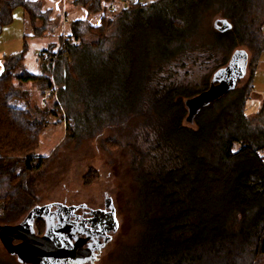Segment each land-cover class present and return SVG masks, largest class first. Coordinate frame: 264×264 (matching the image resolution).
Wrapping results in <instances>:
<instances>
[{"label":"trees","instance_id":"trees-1","mask_svg":"<svg viewBox=\"0 0 264 264\" xmlns=\"http://www.w3.org/2000/svg\"><path fill=\"white\" fill-rule=\"evenodd\" d=\"M103 3L99 27L73 22L70 37L42 52L46 75L15 66L0 77V224L15 225L30 211L26 183L45 167L46 158L38 155L41 138L50 115L61 112L57 101L52 110L33 107L32 94L15 82H42L41 98L56 87L61 102L80 82L95 90L98 103H112L106 120L116 113L136 114L157 137L153 145L146 140V150H133L139 236L120 254V263L264 264V105L254 116L245 111L264 56V0H130L129 5L77 0L75 6L92 14ZM0 4V35L20 4L30 13L36 37L50 30L39 4ZM212 16L220 18L204 41L203 28ZM222 21L231 28L220 32ZM241 47L252 53L250 62L242 50L249 57L247 84L238 88V83L203 107L195 127L186 126L187 102L207 93L214 78L185 84L175 70L204 61L221 68ZM142 101L143 109L137 106ZM107 122L104 130L118 131L115 122ZM148 160L152 171L143 173ZM38 224L44 232L45 225ZM0 264L8 263L0 258Z\"/></svg>","mask_w":264,"mask_h":264},{"label":"rangeland","instance_id":"rangeland-1","mask_svg":"<svg viewBox=\"0 0 264 264\" xmlns=\"http://www.w3.org/2000/svg\"><path fill=\"white\" fill-rule=\"evenodd\" d=\"M150 1L153 0H147V2ZM219 18L212 16L205 23L204 41L210 40L208 32L215 30L214 26ZM41 49H43L42 46H32L27 63L29 72L35 73V68H32L36 65L37 58L34 52L38 55ZM240 49L249 53L251 62L252 53L246 47ZM234 54L231 53L228 56V63L221 68L216 67L218 63L215 62L204 61L198 64L189 62L186 67L175 70L174 76L185 84L189 82L202 84L206 78L212 81L220 70L229 66ZM223 60L221 58L219 62ZM246 73V76L238 82V88L247 84L250 76L249 68ZM41 75H46L42 67ZM261 78L263 79L264 76ZM261 78L256 82L257 94L264 93V86H261L264 84V79ZM15 85L19 90L32 94L33 107L38 105L43 110L53 109L56 100H49L44 106L40 103L42 82L27 84L15 82ZM65 92L62 102L58 95L57 102L61 112L50 115L47 128L41 138L38 155L46 158V163L40 172L28 178L26 184L31 196L27 199L25 209L31 211L36 206L55 203L69 206L86 204L90 208L104 209L106 202L110 200L111 207L115 211L118 229L109 233L108 242L97 264H122L119 262L120 254L135 244L139 236L138 210L135 200L137 171L133 166V150L137 152L146 150V140L153 145L157 137L153 133L149 134L150 126L145 125L142 117L136 114L128 118L127 115L123 117L122 113H116L106 120L104 112L109 109L112 113V103L109 106L98 103L97 93L88 84L82 85L78 82ZM111 98L109 96V102ZM258 102L253 99L247 101L245 111L248 116H254L259 112L260 102ZM137 106L143 109L146 103L142 101ZM107 121L115 122L118 131L104 130ZM151 123L154 125L155 121L147 124ZM68 124L71 127L70 132H67ZM185 124L195 127L194 123L188 120ZM156 154L161 156L159 152ZM151 164L152 162L148 160L141 171L143 173L148 172L145 170L152 171ZM27 214L14 224H19ZM2 226L4 225L0 224V227ZM38 230L43 233L40 224H38ZM0 258L8 264H19L17 258L7 252L1 239Z\"/></svg>","mask_w":264,"mask_h":264},{"label":"water","instance_id":"water-1","mask_svg":"<svg viewBox=\"0 0 264 264\" xmlns=\"http://www.w3.org/2000/svg\"><path fill=\"white\" fill-rule=\"evenodd\" d=\"M221 23L222 26H217L220 32L231 28L227 21ZM248 58L245 51H237L229 66L215 75L211 89L187 102L188 122L193 123L203 107L221 99L237 87L238 81L245 76ZM47 208L48 206L36 207L19 224L0 227V239L5 249L11 256L16 257L20 264H83L85 252L80 249V244L73 243L74 229L71 224L63 220L54 224L53 218L50 217L45 234L37 235L35 224L45 216L44 212ZM105 222L106 231L114 232L118 229L114 212L108 215ZM15 241H20L21 244L14 246Z\"/></svg>","mask_w":264,"mask_h":264},{"label":"crops","instance_id":"crops-1","mask_svg":"<svg viewBox=\"0 0 264 264\" xmlns=\"http://www.w3.org/2000/svg\"><path fill=\"white\" fill-rule=\"evenodd\" d=\"M22 1L39 4L40 13L47 15V24L50 30L44 37H36L29 11L22 4L17 6L12 13V22L3 27L0 35V77L6 74L8 68L15 66H20L21 70L29 72L27 63L31 55L32 46H42L43 49L38 51V55L34 52L37 57L36 65L32 67L33 69L35 68V73L31 71L29 73L41 75L42 66L40 55L42 52L49 50L53 45L59 44L62 38L70 37L73 22L86 21L92 27H99L105 13L104 3L102 4L101 10L90 14L87 9L75 6L77 0ZM38 25L41 26V22H38ZM259 76L260 78L264 76L263 57L256 65L253 78L254 94L251 97V99L260 102V112L264 105V93L257 94L255 92L256 82L258 79L260 80ZM261 86H264V84Z\"/></svg>","mask_w":264,"mask_h":264},{"label":"flooded vegetation","instance_id":"flooded-vegetation-1","mask_svg":"<svg viewBox=\"0 0 264 264\" xmlns=\"http://www.w3.org/2000/svg\"><path fill=\"white\" fill-rule=\"evenodd\" d=\"M47 210L44 212V217L38 220L35 224V229L38 227V222L45 225V231L48 223V218H53V223L58 224L60 221H65L72 225L73 235L72 241L75 244L81 245V250L85 252L83 264H97L100 255L106 247L109 231H106L108 215L115 211L111 207V202H106L105 208H90L86 204L80 205H64V204H49ZM36 206V207H45ZM35 207V208H36ZM34 209V208H33ZM38 230V228H37ZM37 235L43 236L38 230ZM20 241L13 242L14 246L20 245Z\"/></svg>","mask_w":264,"mask_h":264},{"label":"built area","instance_id":"built-area-1","mask_svg":"<svg viewBox=\"0 0 264 264\" xmlns=\"http://www.w3.org/2000/svg\"><path fill=\"white\" fill-rule=\"evenodd\" d=\"M124 4L129 5L130 0H124ZM111 9L113 10L114 7H112ZM50 99L58 101V94H57L56 87H54L51 90L46 91V93L44 94V96L40 100L41 105L42 106L46 105Z\"/></svg>","mask_w":264,"mask_h":264}]
</instances>
